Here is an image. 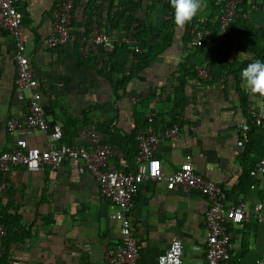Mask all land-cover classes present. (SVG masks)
<instances>
[{
	"label": "crops",
	"instance_id": "1",
	"mask_svg": "<svg viewBox=\"0 0 264 264\" xmlns=\"http://www.w3.org/2000/svg\"><path fill=\"white\" fill-rule=\"evenodd\" d=\"M140 1L144 8L154 7L140 17L162 31L169 17L162 3L168 0ZM85 2L79 1L72 13L69 41L61 48L50 49L46 38L54 0H14L16 9L26 13L20 27L24 53L38 82L49 126L79 122L76 128L65 129V125L59 142L84 148H91L95 141L107 143L120 154L108 160L110 168L135 170V133L145 124L146 110L152 109L159 138L156 157L162 173L174 172L190 155L197 173L223 186L225 206L243 201L245 216L233 229V249L227 264H254L264 251V174L251 176L248 172L264 157V126L254 125L250 113L260 111L258 105L264 103V97L251 95L243 81L238 83L246 96L243 109L233 74L225 73L217 81L203 80L196 74L186 82L183 108H175L170 99L176 87V68L188 56L193 57L196 48L186 46L192 38L194 24L187 28L192 20L182 28L174 25L172 41L136 72L116 97L106 78V63L114 43L87 56L78 51L80 41L88 36L81 12ZM206 2L207 7L193 20H208L215 28L217 0ZM109 3L104 0L101 4L103 17ZM239 14L253 28L264 30V0H245ZM205 41L202 53L192 60L195 66L207 61L206 50L211 55L210 38ZM157 47L152 46L154 51ZM14 51V38L0 27V151L9 149L12 143L7 120L22 118L28 112L30 90L19 89L14 82ZM133 58L129 53L124 73L136 64ZM233 59L254 61L252 55L238 51ZM174 97L178 100L179 93ZM175 122L179 123L176 138L166 133ZM244 123L249 125L247 131L241 129ZM49 132L34 129L24 137L30 146L43 148ZM240 139L243 143L238 145ZM5 178L9 186L5 192L0 190V212L16 226L0 240V264H107L105 250L119 244L120 226L111 217L109 202L100 196L94 176L82 163L68 160L57 169L45 167L40 172L11 167ZM259 202L261 220L255 213ZM208 206L207 197L197 191L169 190L163 181L145 178L131 215L141 253L139 263L157 264L158 255L178 237L182 241V264H206L208 229L203 220Z\"/></svg>",
	"mask_w": 264,
	"mask_h": 264
},
{
	"label": "built area",
	"instance_id": "2",
	"mask_svg": "<svg viewBox=\"0 0 264 264\" xmlns=\"http://www.w3.org/2000/svg\"><path fill=\"white\" fill-rule=\"evenodd\" d=\"M52 23L46 38V46L50 49L63 47L70 39V24L74 8V0H54ZM103 0H96V6ZM243 0H217L215 28H203L198 23L191 30L192 38L186 42L188 48L202 46L206 37L210 38L209 45L213 50L222 40L227 27L237 16ZM21 13L16 9L14 0H0V27L7 30L15 40L14 60L16 63L15 85L19 89L30 90L28 112L22 118L8 119L6 128L12 137V143L7 150L0 151V190L8 188L6 173L11 167H22L31 172H40L45 167L57 169L62 163L74 160L82 163L91 173L98 186L100 196L112 207L111 217L119 222V244L108 247L104 253L107 264H140V248L131 222L134 198L139 185L145 178L163 181L169 190H194L207 197L208 209L204 216V225L208 229L205 241L206 264H227L233 249V229L244 219L245 208L243 201L225 206L223 186L215 180L208 179L197 173L190 155H186L179 168L164 175L160 160L156 157L159 138L155 128L156 114L152 109L146 110L145 124L135 133V150L138 166L135 170L123 171L110 168L108 160L120 156L111 145L95 141L91 148L74 147L60 143L63 127L60 122L52 126L46 119L42 95L34 76L32 65L24 53V41L21 38ZM138 22L131 23L127 34L120 42L135 43ZM105 30L104 21L97 15L91 18L88 36L83 38L78 47L79 54L87 56L98 52L99 48L114 42ZM135 52L140 53V47L135 46ZM212 53V51H211ZM200 79H210V66L204 61L195 66ZM250 120L254 125L264 126V115L253 110ZM249 128L248 123L241 126L243 131ZM47 131L46 143L43 148L30 146L24 137L31 130ZM168 136L178 137L179 123L175 122L166 130ZM243 142L240 139L238 145ZM249 175L264 174V157H260L249 169ZM262 203L255 205L257 219H262ZM1 217V215H0ZM7 233L6 226L0 223V240ZM85 249L89 251V246ZM182 241L178 237L171 239L168 248L158 255L157 264H182ZM1 255V252H0ZM254 264H264V251Z\"/></svg>",
	"mask_w": 264,
	"mask_h": 264
},
{
	"label": "trees",
	"instance_id": "3",
	"mask_svg": "<svg viewBox=\"0 0 264 264\" xmlns=\"http://www.w3.org/2000/svg\"><path fill=\"white\" fill-rule=\"evenodd\" d=\"M79 1L82 0H74L73 12L76 6H78ZM244 1L245 0H243L242 4ZM101 4L96 6V0H86L84 8L81 12L83 19L85 18V29L89 30L91 18L93 15H97L98 17H102L104 19L106 32L111 37L116 39V41L113 42V49L106 63L108 67L106 78L111 83L116 97H119L118 91L126 89L127 84L132 76L140 69L144 68L149 62H151V60H153L158 55V53H160L165 48V45L172 41L175 25L173 19L174 10L170 5V0L162 3L164 10L169 15V17L164 20L163 30L160 31L157 30L151 22H148L146 18L143 19L142 16L140 17L139 15L140 13L143 15L144 13L147 14L149 11H154V7L151 6L152 4L146 5L144 8L143 3H141L140 0H110L106 10V15L104 17L102 16L101 12L103 9ZM215 8H219V5L216 4ZM19 12L21 13L22 17L21 24H23L26 20V13L20 10ZM134 21L138 22L135 43L120 42V38L127 34L131 23ZM193 21L194 20H192V23L189 24L187 28H190V26L195 23H198L203 28L214 27V25L210 24L208 20L202 22ZM206 43L207 42L204 40L203 45L196 47L191 53L193 57L188 56L176 68L174 78L176 81V87L174 89V96L175 93H179V99L176 100L173 96V98L170 100L177 109L183 108L184 98L186 97L185 86L187 80L195 79L196 77L195 64L192 62V60L202 53V47ZM153 44L158 45L155 51L152 48ZM135 46L140 47L142 51L140 53L135 52ZM235 51L252 55L254 61L260 60L264 62V30L253 28V26H251L242 18V15H240L239 12L227 27L226 33L222 40L212 50L211 55H209V50H206L204 59L209 62L211 81H217L221 79L225 73H230L235 76L236 89L240 95L243 109H245L246 96L245 93L239 88L238 83L242 82V70L251 61L243 60L241 62L235 59L231 60V57ZM129 53L133 54V59H136L137 62L135 65L130 67L128 73H124L123 67L126 64ZM118 74H121V76L113 79V77ZM86 121L87 118L84 122L86 123ZM77 123L79 122H61L63 128L65 125H67L65 129H67L68 126H75L76 128ZM0 215V223H3L6 226L8 233L12 227L16 226V223L7 222V214L0 212Z\"/></svg>",
	"mask_w": 264,
	"mask_h": 264
},
{
	"label": "clouds",
	"instance_id": "4",
	"mask_svg": "<svg viewBox=\"0 0 264 264\" xmlns=\"http://www.w3.org/2000/svg\"><path fill=\"white\" fill-rule=\"evenodd\" d=\"M170 5L174 10L175 25L182 28L207 7V2L206 0H170ZM241 79L251 95L264 97V62L255 60L248 63L242 70ZM258 106L260 114L264 115V103H259Z\"/></svg>",
	"mask_w": 264,
	"mask_h": 264
}]
</instances>
